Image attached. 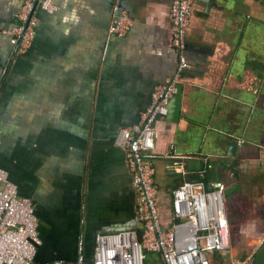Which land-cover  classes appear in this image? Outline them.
Instances as JSON below:
<instances>
[{
    "label": "crops",
    "instance_id": "crops-1",
    "mask_svg": "<svg viewBox=\"0 0 264 264\" xmlns=\"http://www.w3.org/2000/svg\"><path fill=\"white\" fill-rule=\"evenodd\" d=\"M31 45L4 32L23 0H0V167L29 197L41 245L34 264L75 260L84 237L136 225L135 196L114 140L135 125L175 71L171 0H51ZM132 21L109 37L112 8ZM176 123L155 121L152 152L161 225L184 182L221 183L229 245L211 264H264V0H193ZM237 141L234 154L229 144Z\"/></svg>",
    "mask_w": 264,
    "mask_h": 264
},
{
    "label": "built area",
    "instance_id": "built-area-1",
    "mask_svg": "<svg viewBox=\"0 0 264 264\" xmlns=\"http://www.w3.org/2000/svg\"><path fill=\"white\" fill-rule=\"evenodd\" d=\"M193 0H171L168 19L171 46L177 57L172 76L154 87L150 105L137 124L120 129L114 140L134 192L136 225L111 234H96L90 260L84 258V237L75 244V260L45 264H143L146 254L154 253L162 264H211L209 254L222 252L229 245V227L221 183L194 180L184 182L172 192L171 222L161 225L157 204L152 152L158 132L154 123L163 119L166 105L176 93L183 72L190 67L185 55L186 29ZM52 14L51 0H23L13 15L16 23L4 32L14 53L24 52L32 43L38 24L37 13ZM115 19L109 23V37L123 36L132 21L124 11L112 8ZM41 245L38 219L32 200L20 196L9 172L0 167V264H34ZM229 264H259L252 256Z\"/></svg>",
    "mask_w": 264,
    "mask_h": 264
},
{
    "label": "water",
    "instance_id": "water-1",
    "mask_svg": "<svg viewBox=\"0 0 264 264\" xmlns=\"http://www.w3.org/2000/svg\"><path fill=\"white\" fill-rule=\"evenodd\" d=\"M207 6L210 5V0H204ZM182 85L177 84L176 86V93L173 95L171 100L166 105V114L164 116V119L169 123H176L179 116V105H180V98H181V92H182ZM237 145L236 140H232L229 144L228 148V154L232 155L234 154L235 148Z\"/></svg>",
    "mask_w": 264,
    "mask_h": 264
},
{
    "label": "rangeland",
    "instance_id": "rangeland-1",
    "mask_svg": "<svg viewBox=\"0 0 264 264\" xmlns=\"http://www.w3.org/2000/svg\"><path fill=\"white\" fill-rule=\"evenodd\" d=\"M143 264H162V262L157 254L148 253L145 256Z\"/></svg>",
    "mask_w": 264,
    "mask_h": 264
}]
</instances>
